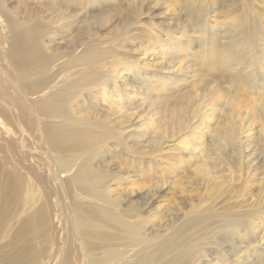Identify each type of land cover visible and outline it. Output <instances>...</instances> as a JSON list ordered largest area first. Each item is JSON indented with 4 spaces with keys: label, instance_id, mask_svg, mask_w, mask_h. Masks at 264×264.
Here are the masks:
<instances>
[{
    "label": "bare ground",
    "instance_id": "bare-ground-1",
    "mask_svg": "<svg viewBox=\"0 0 264 264\" xmlns=\"http://www.w3.org/2000/svg\"><path fill=\"white\" fill-rule=\"evenodd\" d=\"M9 1L0 0V264H222L223 257L224 264H263L264 228L258 231L253 224L255 217L264 219V80L261 98L256 94L248 100L257 103L251 110L233 93L222 96L218 109L210 107L211 96L197 93L173 111L170 121H158L144 157L163 160L159 147L164 141L194 130V154L185 158L196 164L194 179L183 184L191 189L190 199L167 221L161 213L123 209L111 195L115 178L93 166L105 157L99 154L103 149L119 141L117 130L131 132L142 122L143 102L134 107L122 103L139 92H151L149 87L161 83L163 72L173 80L195 65L182 66L175 52L157 53L147 60L156 61L162 76H146L136 73L138 67L119 62L123 39L135 31L128 28L139 21L136 0L125 3V32L106 44L95 43L91 35L92 24L106 21L104 15L91 14L96 0H19L22 8L8 7ZM191 1L185 0L188 10ZM247 7L246 23L215 30L222 34V73L235 91V86L249 84L247 79L255 86L260 82L253 77L256 68L264 69V0H249ZM188 10L183 15L188 17ZM207 28L205 16L184 18L174 30L176 40L188 44L191 33L204 36ZM67 33L71 39L66 48H49ZM218 46H207L200 58L208 54L211 61ZM257 52L263 56L247 59ZM257 59L261 62L255 66ZM111 84L116 90H143L124 93L123 102L115 98ZM106 88H111L107 108L91 106V98ZM144 111L150 115V107ZM108 120L128 126L117 124L116 129ZM169 130L175 131L172 136ZM117 146L125 149L120 142ZM166 164L171 167L172 160ZM161 166L162 172H154L159 189L144 185L142 201L168 193L162 187L175 171L165 174ZM149 167L158 169L155 163ZM249 180L258 186L254 201L245 203L238 200L242 194L232 195V186ZM229 200L232 206H227Z\"/></svg>",
    "mask_w": 264,
    "mask_h": 264
},
{
    "label": "rangeland",
    "instance_id": "rangeland-1",
    "mask_svg": "<svg viewBox=\"0 0 264 264\" xmlns=\"http://www.w3.org/2000/svg\"><path fill=\"white\" fill-rule=\"evenodd\" d=\"M127 1L128 0L95 1L96 6L91 8V14L98 18H101L100 15L106 17L105 23L91 25V35L95 39V43L106 44L112 42L125 32L127 29L125 25L127 20L125 14L128 11L125 10V3ZM136 1L140 4L136 8L138 10L139 21L132 28H128V30L134 29L135 31L133 34L129 33L130 36H128V34L123 39L124 41L121 44L122 48L118 50L119 62L122 63L123 66L129 65L131 68L138 67L136 73L140 75L146 74V76H148L150 74H156L162 76V73L158 70L160 66L157 65L156 61H148L147 57H157V53L175 52L179 54V58L177 59L179 64L182 66L185 64L191 67L192 65L195 66L189 68L190 70L187 72L176 74L177 78L173 80L165 79L169 78V76L165 74L166 72H163L165 76L161 80V83L155 87H149L151 92L149 90L146 92H139L137 90L143 89H136L135 87H131L130 89L124 88L125 90H116V88H114L115 85L111 84V88L116 90L113 92V95L115 98L118 96L119 99L122 98L123 102L125 99L124 93L135 95V93L139 92V94H136L137 97L126 101L132 104L124 102L122 105H132L130 107H134V105H141L143 102V105L140 107L143 110H141L142 122L132 127L133 131L137 132H130V128L126 129L128 125H119L120 123H117V126L126 129L125 132H121L122 129L117 130V133L120 132L118 135L119 141L117 140V143L120 142L123 144L125 149L122 150L120 146H117V143L110 144L109 147H106L99 153L101 158L104 155L105 157L103 159H98L93 166L96 170H100L106 174L108 178H115V183L110 187L114 189L111 195L113 198H118L115 202L117 203L118 201L119 204H117L121 208L128 210L139 208L140 211L143 210L146 214L150 215L161 213L163 214V218H161L162 221H167L172 214L180 212V210L176 211V209L185 208L186 203L190 199L189 192L191 189L188 185H185L184 188L183 184L194 179L193 169L196 164L192 158H190L189 161H186L185 158L187 159L188 156L194 154L192 151H194L196 142H193L194 130L191 131L187 129L184 133H178L176 135H173L175 132L174 130H169L168 134L173 136L170 137L167 142L164 141L163 147L161 146L159 148H163L162 153L172 154L160 153V155L164 156V158L161 157L163 160L144 157V153H146L149 148L148 143L154 135V129L156 128L155 126L158 125V121H170L174 114L173 111L177 109L183 101H186L189 96H193L197 93L211 96L213 104L210 105V107L215 109L220 107L221 101H223L222 96L233 93L237 96L238 102L246 105L247 109L251 110L257 103H248V100H253L256 94H258L257 96L259 98L263 95V91L260 89L259 85L262 83L260 80H264V69L261 70V68H256L255 72L257 73L253 77L260 82H256L254 84L255 86L252 84L255 81L247 79L245 83L249 84H245L244 88L235 86V88H237V91H235L234 88L227 86V74L222 73V65L220 66L221 60L219 61V57L222 55H220V46L218 45L221 44L220 40L222 34H217L215 30L230 29V27L236 26L237 24L246 23L249 18L247 7L249 0H192L190 3L191 7H189V10L191 8L190 15L188 17L203 18L205 16L206 26L208 28L204 36L198 35L196 32L191 33L189 36L191 40L188 41V44L178 42L176 40L178 32L174 31L181 20L188 18L186 15H183L185 10H188V7H185V0H142L141 3V0ZM7 6L10 8L16 6V8H22L24 7V2L10 0ZM29 6H33V4H29ZM149 29L153 30L148 32L147 30ZM158 31H162V33L157 35ZM70 39L71 35L68 33L63 35V37L58 35V37L52 41L49 48L53 50H57L58 47L61 49L66 48ZM149 40L154 43L153 46L148 43ZM174 44L181 45V50L174 48L172 46ZM200 44L204 45L203 49H196L197 45ZM214 45H217L218 47L216 48L218 49L214 50V54L211 55V61L208 59V54H204V56L200 58V55L205 52L207 46ZM168 46L173 49H167ZM144 53H146V55H144ZM248 55L247 59L250 60L251 57H259L261 54L257 52ZM136 59H139V64L133 62ZM196 62L198 65H196ZM260 62L261 60L257 59L254 65H258ZM254 87L255 90H252ZM111 88L99 90L96 93V97L91 98V106L97 104L98 108H107L106 100ZM103 90L107 94L103 95L102 99H98L100 97L99 93H103ZM140 96L144 97L141 99ZM111 106L114 108V111L120 110V108H116L114 105ZM148 107H150V115H147L144 111V109ZM260 120L264 121L263 115L260 116ZM107 123L109 126L117 129L112 121L108 120ZM213 126L212 124L210 125V127ZM135 135L138 136V139L135 138ZM202 136L206 137L207 135ZM122 138L126 140V143L122 141ZM114 145L117 146V148ZM208 145L209 142L207 146ZM181 148H185L186 152L182 154H175L173 152L177 151L175 149ZM171 156L173 158H170ZM183 156L185 157L183 158ZM194 157L197 158V156ZM169 160H172L171 167L166 164ZM160 162L166 167L165 174L168 173L170 169L175 171V173L169 175L170 180L167 179L165 181L168 183L175 180L180 182V184L178 186H173L166 183L162 188L168 189V193L164 194L165 192L161 191L153 197L151 201H142L141 196L147 189H145L144 185L155 186L154 184L158 183V179L154 178V174H156L154 172L160 173L163 171ZM154 163L158 168L157 170H151V167H149ZM137 166L139 168H136L137 170L134 169ZM146 166L149 168H145ZM258 171L259 170H256L255 172ZM250 180L247 183H239V181H237L232 186V195H243V199H238L239 201L245 203L254 201L258 182L253 180V182L250 183ZM107 181L109 184H112L109 179H107ZM162 182H164V180H162ZM158 187L159 185H156L155 190H158ZM229 202H231V200H229ZM227 206H232V202ZM254 221L256 223L253 224V227H255L254 229L259 231L264 228V219L255 217ZM251 234L255 235L256 232H251ZM253 239L254 238L251 237L250 242L253 241ZM255 246V244L252 245V247ZM222 261V264H224L226 258L223 257L220 262Z\"/></svg>",
    "mask_w": 264,
    "mask_h": 264
}]
</instances>
